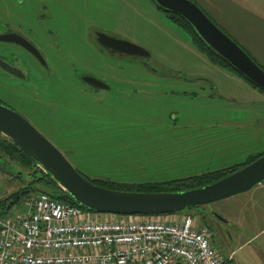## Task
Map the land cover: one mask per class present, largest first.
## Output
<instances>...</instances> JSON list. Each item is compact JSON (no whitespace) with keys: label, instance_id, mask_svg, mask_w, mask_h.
Wrapping results in <instances>:
<instances>
[{"label":"rangeland","instance_id":"obj_1","mask_svg":"<svg viewBox=\"0 0 264 264\" xmlns=\"http://www.w3.org/2000/svg\"><path fill=\"white\" fill-rule=\"evenodd\" d=\"M197 1L264 65V0ZM37 13L41 20L31 17ZM9 15L30 24L27 33H40L35 38L51 69L36 87L1 82L0 91L17 98L15 107L89 179L186 177L243 165L264 152V92L246 88L232 70L210 62L153 0H0V17L16 23ZM98 31L127 38L150 55L104 58ZM91 69L105 73L111 88L89 91L73 75ZM10 164L14 170H3L0 199L30 180L24 166ZM211 205L231 222L214 218L207 205L187 212L200 223L203 214L211 217L224 239L218 237L217 245L233 257L230 264H264V181Z\"/></svg>","mask_w":264,"mask_h":264},{"label":"built area","instance_id":"obj_2","mask_svg":"<svg viewBox=\"0 0 264 264\" xmlns=\"http://www.w3.org/2000/svg\"><path fill=\"white\" fill-rule=\"evenodd\" d=\"M24 207L0 215V264H228L208 226L191 213L115 219L48 192Z\"/></svg>","mask_w":264,"mask_h":264},{"label":"water","instance_id":"obj_3","mask_svg":"<svg viewBox=\"0 0 264 264\" xmlns=\"http://www.w3.org/2000/svg\"><path fill=\"white\" fill-rule=\"evenodd\" d=\"M168 11L185 17L216 51L250 81L264 89V68L224 31L194 0H154ZM106 47L129 55L149 56L150 51L123 37L107 32L98 33ZM0 40L16 41L43 59L40 50L17 32L0 33ZM90 80L98 83L99 78ZM106 86V85H102ZM109 86V85H107ZM0 132L11 138L38 165L52 175L80 204L96 212L116 214H163L187 212L191 207L210 204L216 200L246 191L264 181V153L228 175L210 183L178 190L136 191L110 188L86 177L67 155L30 119L15 108L0 101ZM210 211L222 221L226 219L212 205Z\"/></svg>","mask_w":264,"mask_h":264},{"label":"trees","instance_id":"obj_4","mask_svg":"<svg viewBox=\"0 0 264 264\" xmlns=\"http://www.w3.org/2000/svg\"><path fill=\"white\" fill-rule=\"evenodd\" d=\"M158 6L161 7L160 5ZM166 14L179 26L183 27L189 33L193 45L198 50L205 53L211 62L218 64L221 67L226 68L228 70L229 69L232 70L233 72L242 76L252 86L264 91L263 88L257 86L255 83L250 81L245 75H243L240 71H238L235 67H233L231 63L222 54H220L213 47H211L201 37V35L196 31L195 27L185 17L173 11H167V10H166ZM247 51L249 52V50ZM262 153L263 152H261V154ZM254 159L255 158H251L247 160L245 164L251 162ZM10 160H14L20 165L24 166L28 170V175L30 176V180L23 187L18 188L17 190L10 193L3 199H0V215L9 214L13 210L14 206L20 202V200L22 201L24 198H27V196H29L33 191H35L36 194H38L39 192H48L49 194L53 195L56 198L70 202L72 204L80 205L74 199V197H72L69 194V192L66 191L54 177H52L50 173L46 172L38 165L37 160H35L32 156H30L22 147H20L11 138L7 137L6 135L0 132V164H2L0 165V168L1 169L3 168L2 170L6 168H7L6 170H10L8 169L9 167L13 169L14 166L10 164ZM243 165L236 164L229 167H223L194 175H189L186 177H178V178H171L166 180H157L150 182L118 181V180H113L111 178H96L91 180H93L94 182L100 185L110 188H116V189L136 190V191L178 190V189L191 188V187H196L210 183L212 181H215L219 178L228 175L229 173L233 172L234 170L238 169ZM17 173H20L18 175L21 176V174H23L24 171L19 170ZM80 206L84 207L87 210H90L83 205ZM192 208L193 207H191V209ZM201 217L202 219H204L205 214H203Z\"/></svg>","mask_w":264,"mask_h":264},{"label":"flooded vegetation","instance_id":"obj_5","mask_svg":"<svg viewBox=\"0 0 264 264\" xmlns=\"http://www.w3.org/2000/svg\"><path fill=\"white\" fill-rule=\"evenodd\" d=\"M194 1L201 6V4L197 0H194ZM154 3L156 4L155 1H154ZM32 5H34L33 2H32ZM157 7L166 12V10H164V8H161L158 5H157ZM203 9L214 20V18L209 14V12H207V10L205 8H203ZM29 14L31 15L32 13H28L25 15H29ZM40 15H41L40 13H37L36 17H33V16H31V17L33 18V20L34 19L35 20L36 19L41 20L42 17H40ZM9 16L11 19H14L16 21V23L12 24V22H11L12 20H10L7 17H4V18L0 17V20H1L0 26L1 27L3 26L2 29H0V33H8V32L19 33L20 35H22L23 37L28 39L30 42H32L40 50V52L43 56V59L38 57V55H36L32 50H30L28 47L24 46L23 44L17 43L16 41L0 40V83L5 82L6 84L7 83L24 84L26 86H28V85L34 86L35 85V87H36L37 84L38 85L40 84L41 79L43 80L49 76V71L51 69L50 60H49L48 56L46 55L45 51H43V49L40 47L39 43L37 42V40L35 38V37L40 36V33L35 31V36H34V34H30V32L27 33L26 30H29L28 28L30 27L29 26L30 24H28L27 22H25L24 20H22L18 17L16 19L12 15H9ZM41 23H42V21H41ZM217 24L225 31V29L219 23H217ZM30 30H32V29L30 28ZM99 32L100 31H98L97 35H96V42L99 46L98 47L99 51L101 52V54L104 55V58H106V57L120 58V57L128 55L125 52H121L119 50H115L113 48L106 47V45H103L101 43V41H99V38H98ZM103 32H105V31H103ZM227 33H228V31H227ZM109 34H112V33H109ZM112 35L122 37V36H119L116 34H112ZM232 37L236 41L238 40L234 36H232ZM237 42L239 43L240 41L238 40ZM239 44H241V42ZM244 48H246V47L244 46ZM246 50H249V49L246 48ZM249 52L248 53L252 56V58H254L258 62L257 58L254 56V54L251 52V50H249ZM258 63L260 64V62H258ZM83 66L87 67V64H84ZM93 70L94 69L81 71V72H78L77 74H73V75L75 76V78L77 80H79V82L82 83V86L85 87L89 91L98 92V91H100V89L111 88V83H109L107 81L106 74L104 72H101L104 74L95 73V72H93ZM61 76H65V74L62 73ZM92 77L99 78L100 81L98 83L93 82V80L92 81L90 80V78H92ZM102 85H106V86H102ZM107 85H109V86H107ZM260 91H262V90H260ZM0 92H1L0 93V101L11 106V107H13V108H15L16 110H18L15 107V106H18V103H19L18 99L15 98V100H14L13 98H10V96L8 94H6L5 91H0ZM18 111H20V110H18ZM27 118L31 119L29 117H27ZM211 204L212 203L206 204L209 208V212L212 214V216L214 218L219 219L210 211V205ZM203 223L205 225H207L208 228L210 229L212 239L214 240L215 243H216V240L218 237H220L221 240H224L220 231L214 226L211 217H208L207 214H205V217L203 219ZM222 233H223L224 238H226L225 240L227 241L228 238L226 237V233L224 232V230ZM218 248H219V246H218ZM219 250L222 252V250L220 248H219ZM224 255H226V254H224ZM226 257L228 258V264H230V262L233 259L232 255H229V256L226 255Z\"/></svg>","mask_w":264,"mask_h":264},{"label":"crops","instance_id":"obj_6","mask_svg":"<svg viewBox=\"0 0 264 264\" xmlns=\"http://www.w3.org/2000/svg\"><path fill=\"white\" fill-rule=\"evenodd\" d=\"M237 32V31H236ZM253 51V50H252ZM207 58V57H206ZM208 60V59H207ZM211 62V61H210ZM213 63V62H212ZM213 64H215V63H213ZM218 65V64H217ZM220 66V65H219ZM221 68H223V67H221ZM224 70H225V68H223ZM227 71H229V70H227ZM229 72H231V71H229ZM230 75H232V76H236V78H238L239 80H240V82H242L243 84H244V86L246 87V88H248V86L252 89V90H254V91H256V92H261L259 89H257L256 87H254V86H252L250 83H248V81L246 82L245 81V79H243L242 78V76H240L239 74H237V73H229ZM208 74H206V76H207ZM209 76V75H208ZM211 80V82L217 87V89L218 90H223V91H226L223 87H221V86H219V83L213 78V77H211L210 78ZM230 98V97H229ZM236 99V98H235ZM248 99H236V101L237 102H239V101H241V102H244V101H247ZM186 212V211H185ZM188 213H190V212H188ZM201 222H203L202 220H201ZM238 264H240L239 262H238Z\"/></svg>","mask_w":264,"mask_h":264}]
</instances>
